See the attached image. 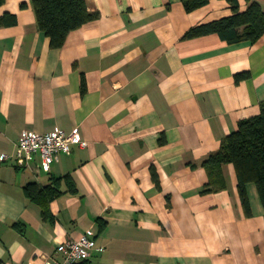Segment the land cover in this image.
<instances>
[{"label":"crops","instance_id":"obj_1","mask_svg":"<svg viewBox=\"0 0 264 264\" xmlns=\"http://www.w3.org/2000/svg\"><path fill=\"white\" fill-rule=\"evenodd\" d=\"M85 2L95 17L60 48L38 29L31 0L0 6V19L15 16L0 23V156L26 130L77 126L87 141L48 171L38 154L27 166L0 157V264H43L89 229L102 249L74 264H264L254 183L249 214L232 164L222 166L224 189L200 192L203 161L264 104V34L234 44L217 34L183 38L231 14L225 0L190 12L181 0ZM241 72L250 76L236 82ZM55 179L59 192L43 214L24 187Z\"/></svg>","mask_w":264,"mask_h":264},{"label":"trees","instance_id":"obj_2","mask_svg":"<svg viewBox=\"0 0 264 264\" xmlns=\"http://www.w3.org/2000/svg\"><path fill=\"white\" fill-rule=\"evenodd\" d=\"M4 1L0 0V6ZM209 1L181 0L187 12L205 6ZM225 1L231 14L190 27L183 38L217 34L227 43L234 44L242 41L253 43L264 34V11L255 0H244L247 3L244 10L239 9V0ZM31 4L38 29L48 38L51 48H60L70 31L95 17L94 13L87 10L85 0H31ZM14 21L15 16L12 14H6L0 19V23L5 24ZM249 76L248 72H241L235 74L234 79L238 82ZM224 164H232L235 170L237 191L245 212L250 213L246 193V184L249 182L254 183L264 209V104L257 115L239 120L237 129L225 136L219 149L203 161L207 182L201 193L226 187L222 173ZM57 181L55 179L44 187L30 182L24 187L26 195L37 199L43 206V214L47 213L46 201L59 192Z\"/></svg>","mask_w":264,"mask_h":264},{"label":"built area","instance_id":"obj_3","mask_svg":"<svg viewBox=\"0 0 264 264\" xmlns=\"http://www.w3.org/2000/svg\"><path fill=\"white\" fill-rule=\"evenodd\" d=\"M73 145L85 147L87 141L81 136L77 126L69 132L55 128L49 132H22L15 145L13 154L2 153V160L14 159L18 166H27L29 158L38 154L41 168L48 171L55 157L61 152H69ZM97 249L91 229L80 234L77 238L68 239L57 244L54 256L42 255L43 264H74L88 260ZM31 264H37L33 261Z\"/></svg>","mask_w":264,"mask_h":264}]
</instances>
